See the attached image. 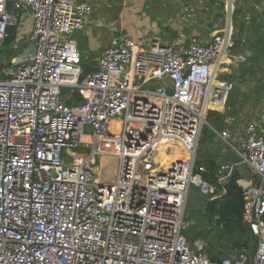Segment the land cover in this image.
Wrapping results in <instances>:
<instances>
[{
    "label": "built area",
    "instance_id": "obj_1",
    "mask_svg": "<svg viewBox=\"0 0 264 264\" xmlns=\"http://www.w3.org/2000/svg\"><path fill=\"white\" fill-rule=\"evenodd\" d=\"M91 12L86 1L0 0V50L21 14L32 20L31 52L0 69V264H264V116L239 140L219 134L256 178L237 181L255 250L214 259L182 235L191 189L218 199L234 173L221 165L214 185L196 164L209 106L225 107L233 89L219 78L232 29L179 50L119 35L80 79L70 37ZM161 146L185 157L159 169ZM104 157L118 162L108 183Z\"/></svg>",
    "mask_w": 264,
    "mask_h": 264
},
{
    "label": "crops",
    "instance_id": "obj_2",
    "mask_svg": "<svg viewBox=\"0 0 264 264\" xmlns=\"http://www.w3.org/2000/svg\"><path fill=\"white\" fill-rule=\"evenodd\" d=\"M77 1H86L92 6L85 29L74 31L70 37L79 49L82 70L85 68L89 73L98 69L101 54L119 35L130 38L142 47L157 40L161 45L179 50L191 38L206 44L215 34L232 29L234 46L220 67L219 78L229 81L233 89L225 107L210 110L222 116L223 125L216 130L209 124L216 137L207 151L201 152L197 162H214L218 168L224 164L234 166L233 174L238 173L241 184L255 180L242 162L237 144H232L236 149L231 148L232 154L219 149L221 142L226 144L219 134L227 130L232 139L239 140L247 125L257 124L264 116V0ZM226 2L234 5L232 15L225 10ZM18 22L20 27L15 29L17 47L14 48L18 50L10 63L25 52H31L32 48V20L29 14H21ZM0 59L2 64L1 56ZM202 166L208 173V167ZM206 199V203L210 201ZM254 250L255 247L251 251H244L252 253Z\"/></svg>",
    "mask_w": 264,
    "mask_h": 264
},
{
    "label": "trees",
    "instance_id": "obj_3",
    "mask_svg": "<svg viewBox=\"0 0 264 264\" xmlns=\"http://www.w3.org/2000/svg\"><path fill=\"white\" fill-rule=\"evenodd\" d=\"M15 32V29H10V38L5 41L0 51V56L4 61L0 64V69L5 66H10V59L17 54L18 49H14L17 47V44H14L15 47H10L15 40ZM88 73L89 71L83 68V74L80 79L85 78ZM0 79H3V77ZM207 119H211V126L216 130H220L223 125L222 116L217 112H209ZM201 141L202 140H200V142ZM202 165L208 167V173L204 174L203 178L217 185L216 170L218 166L216 163L208 162L204 164L202 161L197 162V166ZM238 179V173L233 174L228 178L223 187L219 186V193L224 190L225 194L218 199L206 203V212L210 218L215 219V227L217 229V234L215 236L216 241H213L206 250L210 258L221 259L226 257L232 250L236 252L244 250L251 251L255 247L254 237L242 223L244 198L243 191L237 184ZM197 238L198 234H195L194 236L187 237V240L193 241ZM221 247H223V249H221Z\"/></svg>",
    "mask_w": 264,
    "mask_h": 264
},
{
    "label": "rangeland",
    "instance_id": "obj_4",
    "mask_svg": "<svg viewBox=\"0 0 264 264\" xmlns=\"http://www.w3.org/2000/svg\"><path fill=\"white\" fill-rule=\"evenodd\" d=\"M15 40L11 44V48L15 47ZM1 51V50H0ZM208 124H211V119H207ZM216 137V134L213 130L206 125L202 129L201 139L197 151V159L201 158V152L207 151V147L212 142L213 138ZM221 151H225L228 154H232V149L222 142L219 145ZM80 156L86 157L88 155V150L79 149L76 151ZM226 155V154H225ZM183 157L182 153L177 149L174 150L173 155H167L165 150L161 152L159 160H161L162 169L167 167V163L170 160H177ZM118 169V162L114 158L104 157L99 162V177L101 183H108L115 179ZM195 192V193H194ZM206 198L201 196L194 188L191 189L189 194L188 203L186 206L185 219L183 224L182 235L184 237H191L195 234H198L199 240L203 241L207 247L213 241H216L215 236L217 234V229L215 227V219L210 218L206 212ZM218 246V245H217ZM220 248V247H219ZM223 249V247H221Z\"/></svg>",
    "mask_w": 264,
    "mask_h": 264
},
{
    "label": "bare ground",
    "instance_id": "obj_5",
    "mask_svg": "<svg viewBox=\"0 0 264 264\" xmlns=\"http://www.w3.org/2000/svg\"><path fill=\"white\" fill-rule=\"evenodd\" d=\"M209 108H213V107H212V106H209ZM167 146H168V147H171V145H167ZM168 147H167V148H168ZM159 149H160V152H159L158 160H159V158H160V154H161V152L164 151V150H166V148H165L164 146H161ZM177 149H178L179 151H181V148H177ZM182 155H183V157H185V154L182 153ZM183 157H182V158H183ZM160 166H161V165H160ZM159 169H162V167H159Z\"/></svg>",
    "mask_w": 264,
    "mask_h": 264
},
{
    "label": "water",
    "instance_id": "obj_6",
    "mask_svg": "<svg viewBox=\"0 0 264 264\" xmlns=\"http://www.w3.org/2000/svg\"><path fill=\"white\" fill-rule=\"evenodd\" d=\"M208 126H209V124H208ZM88 130L91 132V128L90 127L88 128Z\"/></svg>",
    "mask_w": 264,
    "mask_h": 264
}]
</instances>
